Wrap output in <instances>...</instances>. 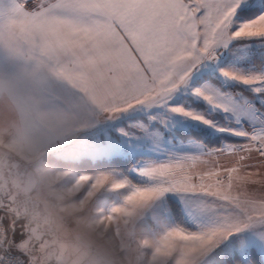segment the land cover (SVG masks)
Segmentation results:
<instances>
[{
    "label": "snow or ice",
    "instance_id": "1",
    "mask_svg": "<svg viewBox=\"0 0 264 264\" xmlns=\"http://www.w3.org/2000/svg\"><path fill=\"white\" fill-rule=\"evenodd\" d=\"M5 131L31 171L0 154V264L44 259L37 185L110 264H264V0H0Z\"/></svg>",
    "mask_w": 264,
    "mask_h": 264
},
{
    "label": "clouds",
    "instance_id": "2",
    "mask_svg": "<svg viewBox=\"0 0 264 264\" xmlns=\"http://www.w3.org/2000/svg\"><path fill=\"white\" fill-rule=\"evenodd\" d=\"M50 195L51 194L44 185H39L36 196H29L22 189H17L19 203L23 207L32 209L35 205H38L37 214H29L27 216L29 223L35 224L39 230L45 225L50 228V239L46 240L39 248V253L44 258L41 264H46L49 248L56 254L62 253L66 260V264H94L93 257L97 255L107 258L101 259L98 264H110L115 254L111 249L106 248L104 244H98L95 248H89L78 245L70 238L69 234L64 231L59 224L61 215L55 204L49 202L41 210L40 205L44 203L45 198ZM81 233L91 237V232H89L83 223H81ZM43 234L42 231H39V235L43 236Z\"/></svg>",
    "mask_w": 264,
    "mask_h": 264
},
{
    "label": "crops",
    "instance_id": "3",
    "mask_svg": "<svg viewBox=\"0 0 264 264\" xmlns=\"http://www.w3.org/2000/svg\"><path fill=\"white\" fill-rule=\"evenodd\" d=\"M237 44L239 43H244L243 41L240 42H236ZM228 61L223 60V62L221 63V67H225L227 66ZM193 101H190V103H192ZM201 110L203 111L204 109L201 108ZM5 121H7V116H5ZM205 129V128H204ZM210 134L212 135H224V134H220V133H216V132H210L208 129H206ZM236 139V138H233ZM11 141V133L8 131H5L2 135H0V152L1 154H4L8 157L9 160V164L10 163H14L15 165L21 164V165H26V162L24 161V159L15 151H13L12 149H10L9 147V143ZM30 171H31V166H30ZM39 189V185L36 186V189L33 191L34 193L38 192ZM13 191L17 192V189L14 188ZM46 202V203H45ZM52 203L55 204L58 208V210L60 211V215H61V219L59 221V224L61 226V228L66 231L70 238L77 243L78 245L87 247L90 246L91 248H95L98 244H104V241L99 240L94 233H92L91 231V237L87 236V235H83L81 233V223H78L75 218L71 215H69L66 211H61L60 207L58 205V202L50 195L48 197L45 198L44 203H42L40 205L41 210L48 204V203ZM40 231H42L44 234H48V230H44V229H40ZM43 234V235H44ZM75 235V236H73ZM73 236V237H71Z\"/></svg>",
    "mask_w": 264,
    "mask_h": 264
},
{
    "label": "rangeland",
    "instance_id": "4",
    "mask_svg": "<svg viewBox=\"0 0 264 264\" xmlns=\"http://www.w3.org/2000/svg\"><path fill=\"white\" fill-rule=\"evenodd\" d=\"M239 44H242V43H239ZM239 44H237V45H239ZM254 49H255V45H253V50ZM229 59L230 58H228L227 56L225 58H223V60H225V61H229ZM192 103L194 104L195 102H192ZM197 127L208 129L210 132L214 133V131L212 129L206 128L203 125L196 124V123H194L192 121L179 122V118L178 117L176 118V122H171L170 123V131L174 132L175 135L179 136V137H185L186 133H188L192 128L196 129ZM165 135L167 136V133H165ZM171 143H175V141L173 140V141H171ZM0 154H1V152H0ZM138 155L143 157V158H147V159H158V158H160L158 155H156L153 152L139 153ZM10 165H15V164L14 163H10ZM18 165H19V169L15 168V167L5 168V169H3L2 174L4 176H8L9 173L15 174V172L17 170H19L21 172H24L25 170L30 171V165H28V164H26V165L18 164ZM14 188L15 187L13 186V189ZM34 194H36V193H34ZM43 236L46 238V240L50 239L49 233L48 234H44ZM73 236H75V235H73ZM73 236H71V237H73ZM87 247L91 248L90 246H87Z\"/></svg>",
    "mask_w": 264,
    "mask_h": 264
},
{
    "label": "trees",
    "instance_id": "5",
    "mask_svg": "<svg viewBox=\"0 0 264 264\" xmlns=\"http://www.w3.org/2000/svg\"><path fill=\"white\" fill-rule=\"evenodd\" d=\"M194 102V101H193ZM196 103V102H195ZM194 103V104H195ZM200 108H203L204 109V106L203 105H200ZM191 132H195L198 134V137H202L204 139H209V138H213V137H218V136H221V135H212L210 134L206 129L204 128H201V127H197L196 129H191L188 133H186V136L191 133ZM194 138H197V137H194ZM224 142H236V139H233V138H225V141ZM210 146H219L218 144H216L214 141L212 144H210ZM85 171H89L91 169H88V168H85L84 169Z\"/></svg>",
    "mask_w": 264,
    "mask_h": 264
},
{
    "label": "built area",
    "instance_id": "6",
    "mask_svg": "<svg viewBox=\"0 0 264 264\" xmlns=\"http://www.w3.org/2000/svg\"><path fill=\"white\" fill-rule=\"evenodd\" d=\"M32 196H36V194L32 193L31 194ZM35 226V224H33ZM41 229H44V230H50L49 226L45 225L44 227H42Z\"/></svg>",
    "mask_w": 264,
    "mask_h": 264
}]
</instances>
